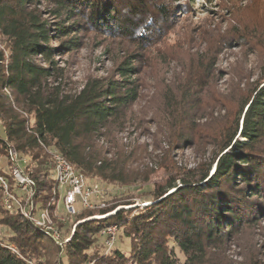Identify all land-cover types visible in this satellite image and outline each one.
Masks as SVG:
<instances>
[{
  "label": "trees",
  "instance_id": "obj_1",
  "mask_svg": "<svg viewBox=\"0 0 264 264\" xmlns=\"http://www.w3.org/2000/svg\"><path fill=\"white\" fill-rule=\"evenodd\" d=\"M43 3L52 6V20L39 11ZM149 4L155 13L148 0H0V35L8 48V55L0 52V174L12 192L10 147L26 161L23 170L36 182L34 200L42 208L57 200L53 160L43 145L63 155L88 184L142 187L156 173L153 166L168 173L165 184L143 195L149 197L147 205L100 219L95 217L115 211L118 203L82 209L62 248L0 201V225L9 230L0 233V264H264L257 256L235 263L227 255L231 244L264 221V85L233 133L215 146L206 167L182 171L176 161L123 142L142 98L133 56L117 68L120 79H90L80 91L66 84L57 58L78 49L88 32L138 37L148 16L150 27H156L168 10ZM190 130L179 131L169 146L191 144ZM111 225L119 232L107 251L101 232Z\"/></svg>",
  "mask_w": 264,
  "mask_h": 264
},
{
  "label": "rangeland",
  "instance_id": "obj_2",
  "mask_svg": "<svg viewBox=\"0 0 264 264\" xmlns=\"http://www.w3.org/2000/svg\"><path fill=\"white\" fill-rule=\"evenodd\" d=\"M149 2L168 10L166 20L160 19L156 27H150L148 16L140 22L147 29L139 30L138 37L85 33L78 49L57 60L65 67L69 89L80 91L90 79H120L117 68L133 56L142 98L134 108L137 121L122 135L123 142H137L150 154L167 157L166 162L176 161L182 171L199 170L210 162L215 146L233 133L247 104L264 85V0H148L150 11L155 13ZM51 7L48 3L38 6L44 19L52 20L48 14ZM0 52L8 55L6 39L1 35ZM191 128V144L169 146L170 140L181 135L179 131L191 134ZM150 167L156 173L142 187L98 185L101 194L93 199L97 205L93 209L111 208L118 203L114 213L147 205L144 203L149 197L143 195L155 185L165 184L168 174L167 169ZM0 190V201L6 208L7 194ZM8 191L16 192H12L9 181ZM117 198L120 200L113 202ZM27 200L21 199L23 209ZM33 202L42 209L40 203ZM57 203L51 201L44 207L51 206L64 243L73 236L82 208L77 204V213L71 217L62 210L63 201L60 209H55ZM17 207L13 206L12 211ZM0 233L8 235L9 230L0 225ZM227 251L235 263L253 256L264 260V221L241 235Z\"/></svg>",
  "mask_w": 264,
  "mask_h": 264
},
{
  "label": "built area",
  "instance_id": "obj_3",
  "mask_svg": "<svg viewBox=\"0 0 264 264\" xmlns=\"http://www.w3.org/2000/svg\"><path fill=\"white\" fill-rule=\"evenodd\" d=\"M43 147L47 153L51 155L54 164L52 178L56 183V189L53 192V196L57 198L56 201H58L55 209L57 207L60 209L61 201H63L64 209L62 210L67 214V216L73 217L77 213V204L80 205L82 209H93L97 207V205L93 203V199L98 198L101 194L99 186L95 184H88L84 175L77 171L74 166L57 150L47 148L44 145ZM9 157L13 163L12 176L16 184V192L9 194L8 180L5 176L0 175V188L7 194L5 198L7 199L5 201L7 210L12 211L14 210L13 206H18V211L26 219L45 232L56 244L60 246L62 244L64 245L70 239L61 243L60 232L57 230L52 218L53 211L51 206L39 210L37 205L33 202L36 197L37 185L36 182L27 176L23 170L22 164L26 161L18 157V153L14 147H10ZM63 191L65 192L64 195ZM21 199H28L25 209L22 207ZM115 213L116 212L103 216H97L95 218H106ZM118 232L119 230L116 225L108 226L101 232V235L105 238L107 251L114 247L117 241ZM10 249L17 252V247L15 245H11ZM27 264L41 263H37L34 260H27Z\"/></svg>",
  "mask_w": 264,
  "mask_h": 264
},
{
  "label": "water",
  "instance_id": "obj_4",
  "mask_svg": "<svg viewBox=\"0 0 264 264\" xmlns=\"http://www.w3.org/2000/svg\"><path fill=\"white\" fill-rule=\"evenodd\" d=\"M214 172H215V167L213 168V170H212L211 174H213Z\"/></svg>",
  "mask_w": 264,
  "mask_h": 264
}]
</instances>
